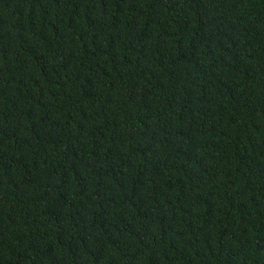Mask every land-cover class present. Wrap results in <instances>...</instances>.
I'll return each mask as SVG.
<instances>
[{
  "label": "trees",
  "instance_id": "obj_1",
  "mask_svg": "<svg viewBox=\"0 0 264 264\" xmlns=\"http://www.w3.org/2000/svg\"><path fill=\"white\" fill-rule=\"evenodd\" d=\"M0 264H264V0H0Z\"/></svg>",
  "mask_w": 264,
  "mask_h": 264
}]
</instances>
